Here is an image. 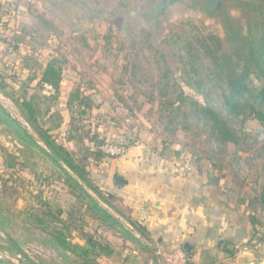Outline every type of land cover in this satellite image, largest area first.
Here are the masks:
<instances>
[{
    "label": "crops",
    "instance_id": "1",
    "mask_svg": "<svg viewBox=\"0 0 264 264\" xmlns=\"http://www.w3.org/2000/svg\"><path fill=\"white\" fill-rule=\"evenodd\" d=\"M94 18L84 22L89 30L72 51L64 38L33 39L42 35L43 21L54 19L45 6L34 0H0V36L17 39L6 66L13 65L18 76L16 87L4 83L6 89H0L18 110L15 117L1 104L16 125L1 122L0 127L17 147L9 142L2 147L0 167L39 185L43 178L48 185L51 179L65 184L57 171L62 168L106 196L109 212L142 244H147L143 235L164 248L189 244V264H264V120L240 121V141L213 150L166 137L123 66L104 53L108 24ZM53 57L63 61V75L59 96L52 100L54 89L42 76ZM113 96L134 110L132 125L115 114ZM33 97L39 114L30 120L20 104ZM106 142L124 144L125 153L106 156L99 150ZM118 176L122 184L116 182ZM109 254L113 252L104 253L101 263ZM129 254H120L115 264Z\"/></svg>",
    "mask_w": 264,
    "mask_h": 264
},
{
    "label": "rangeland",
    "instance_id": "2",
    "mask_svg": "<svg viewBox=\"0 0 264 264\" xmlns=\"http://www.w3.org/2000/svg\"><path fill=\"white\" fill-rule=\"evenodd\" d=\"M34 1L36 4L45 6L54 19L43 21L40 25L43 30L42 35L36 33L35 36H32L33 39L35 37V41L42 43L48 36L64 38L69 42L71 50L77 51L80 45L79 38L89 30L88 25L86 26L84 22L94 17L98 18L96 11H108L116 6L136 8L148 0ZM254 1L264 5L261 0ZM93 11H95L94 14ZM251 20L252 18L248 15H240L238 18V28L247 41L249 39L248 25ZM103 21L108 24L105 30L106 36H111L110 33H116L119 36L113 44L107 42L106 38L104 39V53L114 63L119 62L123 66L129 84L150 103L148 110L157 116L158 122L156 121V123L163 130L162 133L170 139L181 138L185 145L199 147L205 151L213 150L214 144L208 137L209 123L192 102H209L213 108L221 112L220 94L226 88V81L213 74L214 61L208 57L201 44L202 42L211 44L210 35L223 39L222 28L213 25L200 14L188 11L178 13L173 17L174 28L166 31L160 41V46L156 47L152 43V32L146 26L141 24L130 26L125 32L130 33L131 36L122 39L120 36L125 32L118 22ZM0 39L4 40L1 36ZM14 39L15 41L13 38L4 41H12L16 49L17 39ZM199 39L202 41L200 42ZM188 48H191L192 51H187ZM4 50L0 46V82L14 88V86L16 87L14 83L18 82V76L13 73V65L6 66V62L12 57H7ZM31 60H33L32 57ZM32 64V61L28 62V65ZM11 68L12 71H10ZM194 68H196L195 71ZM261 82L255 75H251L250 85H260ZM0 104L17 117L16 106L2 94L1 90ZM227 117L229 118L228 115ZM231 122H234L235 128H239L240 121L231 119ZM5 133L4 129L0 127V152L7 142L11 148L16 149L17 147L14 139L9 138ZM45 172L49 175L48 171ZM22 176L23 173L0 167V213L13 215L12 223L4 225V228L0 227V264H73L64 256V253H70H67L59 245L47 242V233L29 225L22 215L16 216V213L18 214V211L21 210L41 214L46 222H57L55 224L59 226L60 222L54 221L48 214L45 215L42 205L50 208L54 213L62 210L63 219H67V223L70 221L71 226L77 229L71 235L75 242H84L85 234L93 235L103 241L107 234H115L116 231L108 229L106 223L105 225L100 224V219L96 217L97 212L93 206L89 209L87 206H83L81 203H85V201L83 199L78 201L73 196L72 190L59 180L51 179V184L48 185V179L43 178L42 185H39V183H31V180H23ZM81 181L103 208L111 210L110 205L105 203L107 202L106 196L96 194L89 185L87 186L83 180ZM78 229L80 230L78 231ZM145 236L143 235V240L147 243L144 244L146 249L139 248L138 251L129 249L128 252L115 249L113 255L109 254V258H104L101 264H115L120 259V254L127 253H130L127 264H164L161 258L157 257L156 251L172 248L150 244ZM8 237L14 238L20 243L27 257L22 254L12 255L4 249V246L10 244L7 241ZM70 256L76 261L75 264H81L76 256Z\"/></svg>",
    "mask_w": 264,
    "mask_h": 264
},
{
    "label": "trees",
    "instance_id": "3",
    "mask_svg": "<svg viewBox=\"0 0 264 264\" xmlns=\"http://www.w3.org/2000/svg\"><path fill=\"white\" fill-rule=\"evenodd\" d=\"M261 1L264 3V0ZM248 27L249 39L246 49L227 46L221 37L215 35H210L209 37L212 41L211 44H206V42H202L201 44L202 48L206 50L208 57L214 61L213 74L226 81V88L220 94L221 112L213 108L209 102H192L193 106L198 108L205 119H207L206 121L209 123L208 137L214 145H225L228 142L238 143L240 141L241 137L231 119L242 121L243 123L246 119L250 118L260 121L264 120V21L251 20ZM110 31L112 32V30ZM110 35L105 38L107 42L109 41L113 44L114 40L119 36L116 33H110ZM129 36L131 34L125 32L120 38L127 39ZM199 41L201 42L202 40L199 39ZM187 51L191 52L192 49L188 48ZM193 70L195 71L196 68ZM62 75L63 61L59 57H53L49 60L42 76V81L48 83L54 89V94L51 96L52 100L57 99L59 96ZM251 75H255L261 80V84L250 85ZM0 89H6L4 82H0ZM36 100L37 97H33L31 100H25L20 104V107L24 108L26 116L30 120L36 119L39 114L38 102ZM1 122H12L15 124L11 114L0 104ZM62 150L64 149L58 147V151L62 153ZM57 171L59 176L64 179L65 184L72 190L73 196L78 201L83 199L85 203L81 204L87 206L88 209L93 206L97 212L96 217L100 219V224L105 225L106 223L108 229L116 231L114 232L115 234H107L104 241L93 235L85 234L84 244L75 242L71 235L77 229L71 226L70 221L67 223V219H63V211L59 210L54 213L50 208L45 207V205H42L45 215L48 214L54 221L60 222L61 227L55 224L57 222H46L43 216L38 213L21 210L18 211V214L16 213V216L22 215L29 225L47 233V242L59 245L67 253H70H64V256L71 260L73 264L76 261L70 255L76 256L81 264H101V257L108 251L114 252L115 249L138 251L139 248L143 250L147 248L119 219L103 208L97 202L95 196L76 179L60 167H58ZM12 217L13 215L11 214L5 215L0 213V227L4 228V225L12 223ZM7 241L10 242V244L4 246L7 252L12 255L22 254L27 257L16 239L8 237ZM173 249L175 248L170 250ZM129 259V255H126L121 264H127Z\"/></svg>",
    "mask_w": 264,
    "mask_h": 264
},
{
    "label": "water",
    "instance_id": "4",
    "mask_svg": "<svg viewBox=\"0 0 264 264\" xmlns=\"http://www.w3.org/2000/svg\"><path fill=\"white\" fill-rule=\"evenodd\" d=\"M197 13L223 30V39L227 46L246 49L248 41L238 28L240 15H248L252 20H264V5L254 0H148L136 8L116 6L111 10L96 11L97 17L108 22H118L125 32L134 24L148 27L152 32V43L159 47L166 31L174 28L173 17L184 12ZM95 101L98 96H94ZM118 184L123 178H116ZM184 249L190 252L191 246Z\"/></svg>",
    "mask_w": 264,
    "mask_h": 264
},
{
    "label": "built area",
    "instance_id": "5",
    "mask_svg": "<svg viewBox=\"0 0 264 264\" xmlns=\"http://www.w3.org/2000/svg\"><path fill=\"white\" fill-rule=\"evenodd\" d=\"M0 46L3 47L6 56L15 54V47L12 41H4L0 39ZM112 107L117 116L121 118L124 124L132 125L135 122L136 116L132 107L124 100L117 96L112 97ZM99 150L109 157H119L125 153L126 147L124 144L117 142H106L99 146ZM158 258H161L164 264H189L190 257L184 248H175L173 250L156 251Z\"/></svg>",
    "mask_w": 264,
    "mask_h": 264
},
{
    "label": "flooded vegetation",
    "instance_id": "6",
    "mask_svg": "<svg viewBox=\"0 0 264 264\" xmlns=\"http://www.w3.org/2000/svg\"><path fill=\"white\" fill-rule=\"evenodd\" d=\"M95 11H93V14H94Z\"/></svg>",
    "mask_w": 264,
    "mask_h": 264
}]
</instances>
